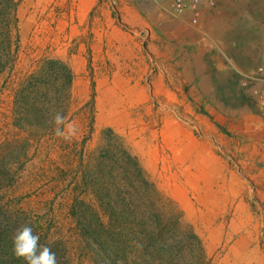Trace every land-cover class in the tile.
Wrapping results in <instances>:
<instances>
[{
  "label": "rangeland",
  "instance_id": "obj_1",
  "mask_svg": "<svg viewBox=\"0 0 264 264\" xmlns=\"http://www.w3.org/2000/svg\"><path fill=\"white\" fill-rule=\"evenodd\" d=\"M16 1L18 57L0 73V264H110V235L94 234L95 244L81 213L109 229L125 213L133 237L156 218L163 242L181 249L178 264H264V102L243 90V68L264 63V0H214L199 24L173 16L169 0ZM106 13L115 39L135 49L94 51ZM203 20H218L222 38L204 39ZM46 59L69 65L72 84ZM31 74L50 81L39 89L57 100L36 106L66 118L62 130L28 125L20 91ZM36 223L44 235L34 242Z\"/></svg>",
  "mask_w": 264,
  "mask_h": 264
},
{
  "label": "trees",
  "instance_id": "obj_2",
  "mask_svg": "<svg viewBox=\"0 0 264 264\" xmlns=\"http://www.w3.org/2000/svg\"><path fill=\"white\" fill-rule=\"evenodd\" d=\"M17 11L18 2L16 0H0V73L14 66L17 61L20 42L19 17ZM44 62L45 68H47V66L51 63H60L65 65L67 68L69 84H72L73 72L69 65L58 59H46ZM47 79L48 78L44 80L40 78L35 79L34 74H31L24 81L20 93H24L22 98H25L31 109L35 111L33 112L32 110V119H27L28 125L35 126L39 129L46 127L47 132H54L58 129L62 130L66 118L63 117L62 119H54L53 117L49 118L50 115L46 118H43L45 115H48L51 112L40 114L38 107L36 106V102L38 104L39 101L43 102L45 100L47 102H53V100H57V97L54 95H50L48 92L46 93L39 89L42 84H47L50 82L49 80L47 81ZM90 103L93 105L95 104V92L93 93ZM16 145L17 148L23 146L25 149L24 153L22 154L23 158L21 157L22 159H20L21 163L24 164V162L28 159L30 139L25 137L24 140H17ZM125 152L131 159L135 161V173L137 176L142 178L144 185L148 188L155 187L151 180L144 176L137 157L132 155L128 150ZM13 166L14 163H11L7 175L4 177H11L12 181L15 180L14 176L12 177V174L16 173V169H14ZM117 186V181H110V190L115 189ZM118 191L120 192V189ZM124 215L125 213L114 218L110 217V229L102 220V218L96 214L94 215V218L96 219H89L82 213L78 215L77 219L82 225L84 235H87L97 245H99V242L94 234H104L107 236L110 235V257L107 256L110 260V264H140L141 261L145 260V257L147 256L151 258L149 261L151 264H178V259L176 256L179 254L181 249H178L176 252L175 249L172 250L171 245L163 242L164 237L160 229L161 225L156 218H154L152 222L154 227L147 221L144 223L146 226H148L147 229L139 232L136 237H133V229L127 227V222L131 220V217ZM138 221L139 224L143 225V221L140 219ZM33 227L35 230L33 240L36 242L37 239L40 238L41 232L44 235V231L43 226L39 223H36ZM141 235H144L145 239L148 240L147 246L143 245ZM194 236L199 240L201 249L203 250V244L198 235ZM132 241H136L134 247L130 245V242Z\"/></svg>",
  "mask_w": 264,
  "mask_h": 264
},
{
  "label": "crops",
  "instance_id": "obj_3",
  "mask_svg": "<svg viewBox=\"0 0 264 264\" xmlns=\"http://www.w3.org/2000/svg\"><path fill=\"white\" fill-rule=\"evenodd\" d=\"M173 25L176 26V21H172ZM200 23V22H199ZM96 31L98 32V41L96 43V46L94 48V51L98 53H106L107 57H111L114 53H119L121 51L122 53L127 52L129 49H135L136 45H128L124 40L118 39L116 40L114 37V34L116 32H119L120 29L115 24L114 20L110 18L109 15H107L105 18L103 17H97L95 21ZM180 26V23H179ZM201 32L204 39L206 37L209 38H216L221 39V35L224 34V32H219V34L214 33L212 30V27H218L219 21L213 20L210 23H207L206 21H201ZM180 31L178 28L175 29V33H172V38L177 36ZM201 39V38H200ZM187 40L191 42L196 41V30L194 28L189 27L187 31ZM128 45V46H127ZM127 55V54H126ZM232 64L235 65V63L232 62ZM146 68V62L144 63V59L142 60V65L140 66V71L145 70ZM245 71L244 74L247 73V69L243 68ZM244 91L247 93L248 96L252 98L261 99L264 102V84L260 82H254L250 80H245Z\"/></svg>",
  "mask_w": 264,
  "mask_h": 264
},
{
  "label": "built area",
  "instance_id": "obj_4",
  "mask_svg": "<svg viewBox=\"0 0 264 264\" xmlns=\"http://www.w3.org/2000/svg\"><path fill=\"white\" fill-rule=\"evenodd\" d=\"M214 3V0H169L168 10L177 18L189 16L193 24H199L205 8ZM246 77L250 81L264 84V63L250 67Z\"/></svg>",
  "mask_w": 264,
  "mask_h": 264
}]
</instances>
